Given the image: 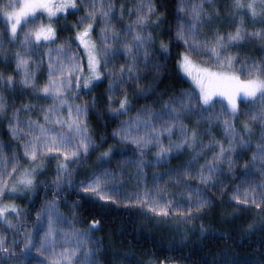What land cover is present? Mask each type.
<instances>
[{"label":"trees","instance_id":"1","mask_svg":"<svg viewBox=\"0 0 264 264\" xmlns=\"http://www.w3.org/2000/svg\"><path fill=\"white\" fill-rule=\"evenodd\" d=\"M8 2L0 0V7ZM76 3L74 11L51 17L55 39L48 41L37 42L29 36L30 42H24L27 33L49 23L46 12L38 11L35 23H22L15 37L10 22L0 15V179L7 183L0 196V209L9 208L0 217V238L16 254L0 253L5 257L3 264H68L60 259L66 250L76 253L72 264H92L93 260L95 264H264V158L254 159L264 149V98L258 95L243 103L235 97L236 115L229 114L225 104L213 98L210 110L202 104L194 105L181 113L178 121L165 115L169 111L166 105L175 107L183 94H200L197 83L186 80L180 71L185 54L201 69V76L206 69L238 76L243 81L264 79V15L252 17L246 7L236 8L235 0ZM149 6L154 11L149 12ZM109 8L111 11L104 17L102 13ZM194 8L202 9L198 22L193 19ZM90 11L95 12L94 20L87 19ZM142 14L148 16L144 34L151 37V43L139 53L135 47L129 52L126 45L134 43L133 37L139 31L134 25ZM88 23L92 24L89 42L95 45L101 78H92L85 88L89 71L76 34ZM189 25H193L194 34L190 43L199 48V55L188 51V44L177 36L180 28L187 29ZM237 28L243 39L229 41ZM220 37L224 40L216 45ZM162 45L167 46V51ZM213 46L219 56L209 52ZM105 48L107 53L103 55ZM227 58H232L231 67ZM21 60L27 63L21 64ZM132 64L136 66L134 74L119 71ZM73 65L81 71H75ZM52 70L55 75L50 77ZM26 75L32 77L28 87L22 83ZM50 81L61 87L59 97L40 91ZM67 81L71 84L62 83ZM113 81L116 82L109 91ZM125 97L126 111L117 115ZM59 101L63 104L57 108ZM77 106L86 109L82 121L94 145L87 155L67 161L55 150L38 153L35 161L25 156L29 141L36 145L37 125L51 131L55 128L51 135L65 130L78 143L79 137L67 127H55L49 122L55 119L56 109L67 116ZM50 108L53 113L48 112ZM165 126L171 127V132ZM193 132L197 133L194 142L190 140ZM114 133H123L130 139ZM153 136H158L159 142L149 144L143 152L131 142L132 138ZM186 137L189 144L178 152L158 157L161 147L167 149L170 143H180ZM230 144L234 147L225 151L220 160H214L220 148L229 149ZM109 150V157L101 159ZM141 160L143 164L138 167ZM60 163L68 164L70 175L57 187ZM9 165H14L16 171ZM208 165L217 171L205 184L198 177L201 169H205L204 176L209 175ZM33 167H37L34 185L24 189L18 180ZM101 171L109 194L115 190V203L100 200L78 187ZM13 185L16 192L10 191ZM237 196L239 203L234 199ZM245 197L248 202H244ZM201 200L207 203L198 209L195 205ZM12 206L17 212L11 211ZM5 219L13 227L3 223ZM48 219L55 229L53 246L46 252L33 249L29 256L23 243L26 234L33 243L43 241Z\"/></svg>","mask_w":264,"mask_h":264},{"label":"snow or ice","instance_id":"2","mask_svg":"<svg viewBox=\"0 0 264 264\" xmlns=\"http://www.w3.org/2000/svg\"><path fill=\"white\" fill-rule=\"evenodd\" d=\"M259 5V7H258ZM77 3L76 0H61V2L56 3L55 0H23V3H12L11 0H9L8 3H5L3 7H0V15L5 17L7 21L10 22L11 27L10 31L13 37L16 36L17 28L21 26L22 23H35L36 19H39V17L36 16V13L38 11L40 12H46L49 17V23L47 25H40L38 29H36L34 32H29L25 35V43H29V36H34L35 40L37 42L44 40H53L55 39V31L52 28L51 24V17L56 16L57 13L64 12L67 9H76ZM93 6L90 5V8ZM235 7L236 8H247L252 15V17H257L264 15V0H250L248 3H242V0H235ZM11 9V10H10ZM184 9L182 8L181 11ZM111 11V8L108 9L107 12H103L102 15L104 17H107L109 12ZM154 11L153 6H149V12ZM193 12V19L198 22L199 15L202 14V9L194 8L192 9ZM87 19H95V12L90 11L88 14ZM148 19V16L146 14H142L138 21L136 22L135 27H138L139 31L137 34L133 37L134 43L132 45H126V49L130 52L132 47H135L137 50V53H139V50L141 48H144L146 45L151 43V37L149 35L144 34L145 33V21ZM85 23L84 20L81 21V26ZM192 27L193 25H189L187 29L180 28L177 32V36L179 39L184 40L186 44H188V51H190L193 54L199 55V48L194 46L192 43H190V40L194 37V34L192 33ZM92 29V24L88 23L87 27L83 28V31L77 32V39L80 40L81 44H83L87 50L88 54V68L89 72L92 73V76L89 79H86L84 82V87H89L90 80L92 78L99 80L100 74L96 71L99 60L97 59L96 51H95V45L90 44L89 41H87L85 38L89 37V34ZM255 35H260L259 33H256ZM107 39V38H106ZM243 39L242 32L240 28H237L235 35H231L228 37L229 41H239ZM224 40L223 37H220L216 41V45H220L221 42ZM103 43V42H102ZM203 47V46H202ZM162 48L164 51H167V46L162 45ZM209 52L213 55L219 56V54L216 51V47L213 46L209 49ZM107 48L103 50L101 54L106 55ZM147 52L144 53L145 57L147 56ZM21 64H26V60H21ZM217 63L219 64V59L217 60ZM227 65L228 67L232 66V58H227ZM180 68L185 73V75L191 76V69L193 67L192 61L189 57V55L185 54L180 62ZM19 67V65H18ZM51 67V65H50ZM73 68L75 71H81L79 66L73 65ZM135 64H132L131 66H128L127 68L121 67L119 71L121 73H124L127 71L129 74L135 73ZM63 71L62 69L60 70ZM205 75L203 76H197L195 78V81L197 83V86L200 89V94L198 97L190 96L187 93L183 94L182 97L179 99L178 102H176V106L172 107L171 105H166V107L169 108V111L165 113V115H168L170 119L172 120H179L180 114L185 112L186 110H191V108L194 105L202 104L206 106L207 110H210L211 104H212V98L215 95H222L227 96L228 103L231 105V111L233 114L237 112V104L235 97H239L241 102L246 103L251 100H254L259 95L260 98H264V79H248L246 81H241L238 76H233L225 72H219V73H212L207 72V70H202ZM55 75V70H52L49 72V76ZM122 78V77H121ZM9 84L11 83V78H8L7 81ZM32 77L27 76L22 83L25 87H28L31 85ZM116 81H113L112 84L109 85V91H111L113 84ZM66 84H71V81L62 82ZM45 95L54 94L55 97H59V95L62 93L61 87H57L55 81H50L48 86H45L43 89H41ZM111 98V97H110ZM59 103L63 104V101H59ZM126 105H127V97L124 98V100L120 103L119 109L116 110L117 115L123 113L126 111ZM54 110L52 108L48 109V112H53ZM3 112V104H0V113ZM76 113V119L65 122L63 120H57L55 123L59 125H63L67 127V129L74 133L76 136L79 137V141L77 144L73 145V137L72 136H65V135H59L57 137H52L50 140V143L53 145L52 148H48L47 151L51 152L53 151V148H56L57 151L60 150L57 146V140H59L60 147L67 148L69 145H73L74 149L70 153H61L64 155V159L72 160L73 157L79 158L81 155H87L90 148H93L94 145L92 143L91 138L87 135V127L86 125H83L82 117L86 113V109L82 108L80 106H77L75 109ZM58 115V113H57ZM71 115V113H70ZM264 119V117H261ZM45 120H49V116L45 115ZM225 125L227 127H231L229 121H225ZM147 126V125H145ZM39 129V135L36 137V139H40V137H45L48 135V133L51 131V129L46 128L44 125H37ZM165 130L168 132H171V127L165 126ZM16 129H13V133L15 134ZM114 135H121L123 139L129 140L130 137L128 135H125L123 133H114ZM186 135V134H185ZM231 135V133H230ZM197 137V133L193 132L191 135L190 140L192 142L195 141ZM49 141H45V143H48ZM131 142L136 144L138 148L143 152V149L146 148L149 144L152 143H158L159 137L153 136L151 138H132ZM185 144H189V139L186 137L184 140H182L180 143L176 144H169L168 148L165 149L161 147L160 152L158 153V157L164 156L166 157L169 152L172 151H179L181 148L185 146ZM234 147V144L229 145V149H224L223 147L220 148L219 154L214 157V160H220L224 157L225 151H230ZM111 153V150L108 152H105L102 154L101 159L106 160ZM25 156H29L33 161L37 159L36 154V147L34 141H29V147L25 150ZM256 158H264V149H261ZM75 163V161H73ZM143 164V161H138L137 166ZM229 164L231 165V161H229ZM9 167L13 168V171H16L14 165H9ZM68 164L67 163H60L58 165L57 170V180L55 181L57 187L61 183L65 182V176H69L70 173L68 171ZM205 169H201V175L198 177L202 183H209L210 180L213 178V174L217 171L216 168L212 167L211 165L206 166V170L209 173L208 176H204L203 172ZM37 171V167H33L30 171L26 170L23 178L18 180L19 185H23L24 188L30 189L34 185V174ZM105 174L103 171L97 173L93 179L90 182L87 183H81L78 187L86 192V193H92L94 194L98 199L100 200H111L113 203L116 201L113 199V195L115 194V190L112 191V194H109L108 190L106 189V180L104 178ZM7 187V183L5 180L0 179V196H3L4 189ZM17 187L16 185H13L10 189L12 192H16ZM150 199V198H149ZM234 199L237 200V202H240V198L234 197ZM244 202H248L247 197L244 198ZM255 203V201H252ZM207 203L206 200L199 201L195 207L201 208ZM259 206V205H257ZM8 206H5L3 209H0V217L4 216V213L8 211ZM12 212H17V209L12 206L11 207ZM157 214H161L158 212ZM163 215H168L167 211L162 212ZM52 213L49 212L48 216L51 217ZM3 223H6L9 228L13 227V225L8 220H3ZM93 228L96 227V223L94 222L92 225ZM55 234V229L52 226V220L48 219V231L45 234V239L43 241H37L36 243H33L32 239L27 236L26 239L23 242L24 243V250L25 252L31 256L33 249L36 252H46L52 245L51 238ZM0 253H7L9 256H15V252L11 251L7 245L4 244V241L2 238H0ZM76 253L75 251L68 252L67 250L60 255L61 260H66L68 264H72V259L75 257ZM5 257H0V264H3V260ZM37 264H43V262L38 261ZM92 264H95V261H92Z\"/></svg>","mask_w":264,"mask_h":264},{"label":"rangeland","instance_id":"3","mask_svg":"<svg viewBox=\"0 0 264 264\" xmlns=\"http://www.w3.org/2000/svg\"><path fill=\"white\" fill-rule=\"evenodd\" d=\"M55 2L56 3H59V2H61V0H55ZM74 10L75 9H67L66 12H71V11H74ZM43 13H45V12H43ZM90 38L91 37L89 35V37H86L85 39L87 41H91ZM78 44H79L80 48L82 49V51H84V53L86 54V57H85V59H86V66H87V69L89 71V68H88V54H87V50H86L85 46L83 44H81V42H80L79 39H78ZM192 64H193V67L191 69V73H192L191 76L185 75V73L181 70V68H180V71H181L182 75L185 77L186 80H190L192 83L196 84L195 78L197 76H201L202 75V72H200L201 69L199 67H197L195 65V63L192 62ZM96 71L98 72V67H97ZM91 76H92V73L90 74V72H89L88 73V78H90ZM241 81H243V80H241ZM213 99H218L219 101L223 102L225 104L226 110H227V112H229V114L236 115L238 113V103L237 102H236V104H237V112L235 114H233L232 111H231V105L228 103V98H226V97H220L218 95H215V96H213ZM237 100L239 101L240 98L238 97ZM60 106H61V103L58 102L55 107L60 108ZM218 106L220 108H222V109H225L224 106H222V105H218ZM56 110H57L58 115L55 114L54 115L55 116V119H51V121H49L52 125H55V127H56V125L61 126V125L55 123V121H57V120H63L65 122H68V121L74 120L75 117H76L75 111H71V112L68 111L67 116H66L65 111H62L61 109H56ZM70 113H71V115H70ZM54 129L55 128H53V130L50 131L47 136L40 137V139H38V140L36 139V137L39 134L35 136V139H36V145H35V147H36V154H38V153H47V152L48 153H51V152L47 151V149L53 147V145L50 143V140H51L52 137H57L59 135L70 136V135H68V134L65 133V130H62V129H59L56 133H54L53 135H51L52 132L54 131ZM45 141H49V142L48 143H45ZM75 144H77V140H74V137H73V145H75ZM73 145H69L67 148L60 147L59 140H57V146L56 147H59L60 150L57 151L56 148H53V150H55L56 152H58V155H60L61 157H64V155H62L61 153H69V152L75 150L74 147H73ZM93 177L90 178V179H88V180H84L82 182L83 183L90 182L93 179ZM81 183L79 185H81ZM21 186H22V188H24L23 185H21ZM24 189H26V188H24Z\"/></svg>","mask_w":264,"mask_h":264}]
</instances>
